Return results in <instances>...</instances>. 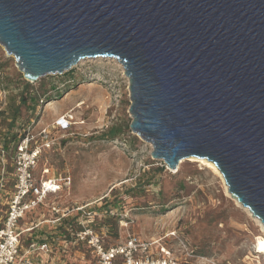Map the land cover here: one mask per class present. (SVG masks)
Listing matches in <instances>:
<instances>
[{"label":"water","instance_id":"95a60500","mask_svg":"<svg viewBox=\"0 0 264 264\" xmlns=\"http://www.w3.org/2000/svg\"><path fill=\"white\" fill-rule=\"evenodd\" d=\"M0 45L28 81L118 59L152 156L213 161L264 225V0H0Z\"/></svg>","mask_w":264,"mask_h":264},{"label":"rangeland","instance_id":"374dc122","mask_svg":"<svg viewBox=\"0 0 264 264\" xmlns=\"http://www.w3.org/2000/svg\"><path fill=\"white\" fill-rule=\"evenodd\" d=\"M131 104L130 80L116 58L86 59L63 74L28 81L0 45V149L10 124L19 132L32 123L36 129L65 112L85 121L54 130L59 144L34 170L39 176L47 162L52 172L72 175L71 189L50 199L110 210L111 242L128 233L152 239L176 230L187 247L174 238L169 245L194 264H264V253L256 252L264 232L224 179L199 161L182 159L172 170L154 158L152 144L131 128ZM112 126L120 130L116 136ZM4 201L0 194V221Z\"/></svg>","mask_w":264,"mask_h":264},{"label":"built area","instance_id":"2783aa9c","mask_svg":"<svg viewBox=\"0 0 264 264\" xmlns=\"http://www.w3.org/2000/svg\"><path fill=\"white\" fill-rule=\"evenodd\" d=\"M84 122L65 112L51 124H39L36 129L33 123L27 124L17 141L0 149V194L5 198L0 221V264H80V260L83 264H194L191 258L179 257L169 245L174 238L187 247L176 230L152 239L128 233L124 240L111 242L109 228L105 224L96 226L97 220L112 213L110 210L96 208L92 202L50 199L53 194L71 189L72 175L52 172L47 162H43L39 176L34 170L44 152L59 144L54 130Z\"/></svg>","mask_w":264,"mask_h":264},{"label":"bare ground","instance_id":"6f19581e","mask_svg":"<svg viewBox=\"0 0 264 264\" xmlns=\"http://www.w3.org/2000/svg\"><path fill=\"white\" fill-rule=\"evenodd\" d=\"M121 63V62H120ZM122 64V63H121ZM123 65V64H122ZM124 67V66H123ZM84 102H80L79 104H78V106L79 105H82ZM52 103H50V105H51ZM189 160H193V161H199V162H201L203 165H205V167H208V168H210V169H212L216 174H218L222 179H224L223 178V175H222V173L220 172V170H219V168L216 166V164L213 162V161H211V160H208L207 158H197V157H189L188 158ZM178 167H179V165H178ZM177 170V169H176ZM227 186V185H226ZM227 191H228V193H230L229 192V190L227 189ZM235 198V197H234ZM236 199V202L239 204V205H241V203L237 200V198H235ZM243 206V205H242ZM244 207V206H243ZM248 212H249V214L250 215H252V216H254L253 214H252V212L249 210V208H247V207H244ZM256 219H257V221H258V224L261 226V228H262V230H263V232H264V225H263V223L261 222V220L259 219V218H257L256 216H254ZM256 252L257 253H264V235H259V236H257V238H256Z\"/></svg>","mask_w":264,"mask_h":264},{"label":"trees","instance_id":"16d2710c","mask_svg":"<svg viewBox=\"0 0 264 264\" xmlns=\"http://www.w3.org/2000/svg\"><path fill=\"white\" fill-rule=\"evenodd\" d=\"M58 98H60V97H56V99H58ZM24 100H25V98H24ZM8 132L9 133H6L4 135V139L6 140L5 145L2 146L4 148H8L11 142L17 141L19 139V134H18L19 130L15 129V127L12 124H10V127L8 128ZM109 132L111 133V135L116 136V134L119 133L120 130H118L116 128V126H112V128L109 130ZM104 224L109 228L108 231H110V229H111V220L108 217H106V218L101 217L99 220L96 221V226L98 228H101ZM189 244H190V242H189Z\"/></svg>","mask_w":264,"mask_h":264},{"label":"crops","instance_id":"0c3cea01","mask_svg":"<svg viewBox=\"0 0 264 264\" xmlns=\"http://www.w3.org/2000/svg\"><path fill=\"white\" fill-rule=\"evenodd\" d=\"M80 264H83V261L82 260H80Z\"/></svg>","mask_w":264,"mask_h":264}]
</instances>
